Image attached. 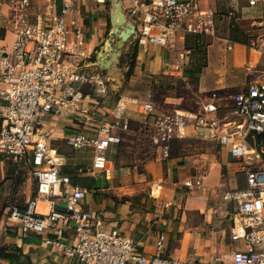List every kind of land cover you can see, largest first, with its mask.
Masks as SVG:
<instances>
[{"label": "built area", "instance_id": "built-area-1", "mask_svg": "<svg viewBox=\"0 0 264 264\" xmlns=\"http://www.w3.org/2000/svg\"><path fill=\"white\" fill-rule=\"evenodd\" d=\"M79 1L42 0L40 12L32 14L34 0H0V155L29 169L36 180L35 194L22 205L9 207L6 224L17 225L24 237L32 231L54 230L52 243L83 264H173L162 254L161 237L155 253L148 255L138 251L126 235L104 228L97 215L83 208L88 189L72 184L60 173L64 157L51 144L50 132L41 121L64 109L73 112L81 128L67 135L64 142L72 148L90 149L91 171L105 169L108 147L119 143L120 133L130 127L127 106L134 99L119 95L109 112L89 105L97 103L96 97L106 96L110 86L104 68L88 62L96 49L88 45L78 23ZM210 1L216 0H126L123 12L134 24L135 42L144 50L149 44L165 46L189 35L217 38L225 50L248 46L264 56V0H244L240 5L260 12L256 23L252 18L255 33L254 28L236 24L237 17L233 20V10H228L227 17L248 36L242 43L219 34L217 9ZM8 32L12 35L9 43ZM192 51L191 46H184L180 57L190 59ZM247 68L251 77L231 94L235 119L217 114L215 92L195 111L170 108L156 112L150 93L135 103L153 146L162 154H168L175 138L187 136L189 127H202L212 129L219 143L240 160L244 184L223 194L232 222L230 238L243 241V247L231 253V264H264V167L255 164L246 141L248 134H264V67L259 72ZM84 85L90 91H83ZM210 113L213 115L207 116ZM254 156L259 158L260 153ZM185 183L199 185L201 178ZM38 199L47 202L46 211L37 209ZM64 225L72 228V243L61 239Z\"/></svg>", "mask_w": 264, "mask_h": 264}, {"label": "crops", "instance_id": "crops-1", "mask_svg": "<svg viewBox=\"0 0 264 264\" xmlns=\"http://www.w3.org/2000/svg\"><path fill=\"white\" fill-rule=\"evenodd\" d=\"M41 3L42 0H34L30 9L32 14L40 12ZM126 3V0H107L104 3L81 0L77 4L76 16L85 40L96 49L95 53L89 55L88 62L99 64L104 68L103 71L106 69L117 76L118 80L115 84L109 82L111 91L104 97H96L97 103L90 102L89 105L97 107L101 112H109L119 95L134 99L127 106L130 123L135 120L142 125V117L139 119L135 114L141 113L139 104L135 102L143 101L147 93H150L153 102L159 91L157 88L142 91L141 87L138 88L142 81L156 80L159 76L147 79L156 74L178 78L192 76L196 79V91L201 97V103L211 100L210 95L215 92V100L219 103L217 114L235 119L231 94L244 87L251 77L248 65L255 67L253 71L256 72L263 68L261 63L264 56L248 46L236 45L234 50H225L223 44L215 41V38L211 42L205 41L210 38H204L201 40L203 56L193 53L190 59L181 58V48L188 45L192 38L189 35L184 39L177 38L165 46L149 44L144 50L135 42L134 24L123 12ZM110 23L113 30L108 31ZM234 24L230 20L229 32L225 35L231 37L230 31ZM126 29L128 36L122 39L120 31ZM8 34L11 35L9 32ZM10 41L11 39L8 43ZM130 44L133 45L132 53L135 51L132 71L127 78L124 74L126 88L114 98L116 86L122 80L120 81L117 71H114L115 65L112 62L118 60L120 51ZM112 47H117V52L110 51ZM114 53L115 57L112 59ZM212 55H215L213 61ZM210 63H214L216 68L210 70ZM179 65L181 69L176 68ZM226 68L237 69L227 73ZM107 78L109 81L108 75ZM114 87L116 88L112 89ZM233 88L235 89L231 92ZM82 89L90 91L88 85H84ZM153 103L156 106V102ZM167 109L158 110L157 107L156 112ZM212 115L210 113L207 116ZM41 121L50 132L51 144L64 157L60 173L67 175L72 184L88 189L82 199L83 208L97 215L104 228L116 229L129 237L138 251L153 255L156 242L161 237L162 254L171 258L173 264H231V253L236 248L243 247L242 240L230 238L232 222L229 205L223 198L225 191L244 184L241 162L231 156L228 146L219 143L212 129L189 127L187 136L173 140L167 155L154 146L152 156L141 162L136 159L127 160L128 151L123 147L124 132H121V141L110 144L107 149L105 169L91 171L90 149L72 148L64 142L67 135L81 128L76 115L64 109L59 114L42 117ZM234 128L232 126L231 129ZM25 169L31 174L25 176L27 182L33 175L29 169ZM197 177L201 178L199 185L185 183ZM34 194L35 190L25 200ZM59 204L62 206L61 202ZM11 205L18 204L7 206L0 218V264H83L76 256L67 255L52 243L54 230L32 231L24 237L17 225L6 224ZM46 205L45 200L38 199L39 211H46ZM233 230L236 231L237 227ZM61 239L66 243L73 242L70 225L63 226Z\"/></svg>", "mask_w": 264, "mask_h": 264}, {"label": "rangeland", "instance_id": "rangeland-1", "mask_svg": "<svg viewBox=\"0 0 264 264\" xmlns=\"http://www.w3.org/2000/svg\"><path fill=\"white\" fill-rule=\"evenodd\" d=\"M212 6H215L216 11V21L218 24V32L220 35H225L229 32V22L230 19L227 17L228 10H233L232 19L237 17V20H234L236 24L244 29H251L256 26L252 21L254 17V21L256 23V16L260 14L258 9L252 10L248 8H241L240 5L244 4V0H216L210 1ZM113 30V25L110 23V27L108 31ZM257 30L254 28L252 33H255ZM11 39V35L7 33V41ZM206 42H211V39L205 40ZM215 41H219L217 38ZM115 40L113 41V43ZM215 50L217 51L216 45H214ZM98 48H101L100 46ZM113 47L110 51L117 52L118 48ZM182 50V48H181ZM180 50V51H181ZM210 50V49H209ZM132 51L133 45H128L126 48L120 51L118 56V60H113L114 63V71H117V75L119 74L120 83L117 84V88L114 87L112 91H116L114 94V98L117 97L118 93L126 88V78H124V74L129 69V64L132 61ZM215 55H212L211 61L214 60ZM262 67H264V61L261 63ZM215 69L214 63L209 65V69ZM227 73L233 69L237 68H226ZM236 71V70H234ZM106 74L110 77L109 82L111 84H115L118 82L117 76L112 75L111 72H107L104 70ZM114 73V72H113ZM156 76V77H155ZM152 77H145L147 79H156V80H146L142 81L141 85H138V88L141 87L142 91H145L146 88H157L159 91L157 92L154 101L156 102V110L163 108H185L189 110H195L200 106L201 97H199L198 92L196 91V79L192 76H188L187 78H178L174 76H168L164 74H156ZM231 90V92L234 91ZM111 91V88H110ZM152 91V89H151ZM153 101V102H154ZM154 104V103H153ZM228 108V107H227ZM139 119H143L142 113L135 112ZM123 137V147L126 151H128L127 160L136 159L138 162L152 156L153 146L149 132L146 127L141 125L140 122L135 120L130 123V130L126 131L122 135ZM246 141L249 146V152L253 155V161L256 164L264 167V135L256 136L255 134L251 136L248 134L246 136ZM256 152L260 153V157L254 156ZM4 157V158H3ZM130 157V158H129ZM30 171V170H29ZM31 175L25 169V167L18 166L16 163L12 161L11 158L1 156L0 160V218L3 215L4 211L7 209V206L10 204H18L22 205L25 199L34 193L35 190V179L33 176L29 178V180L24 179L25 176Z\"/></svg>", "mask_w": 264, "mask_h": 264}, {"label": "trees", "instance_id": "trees-1", "mask_svg": "<svg viewBox=\"0 0 264 264\" xmlns=\"http://www.w3.org/2000/svg\"><path fill=\"white\" fill-rule=\"evenodd\" d=\"M232 27V26H231ZM233 29H231L230 31V35L232 37V39H235L236 41H240V42H247L248 40V36L239 28L238 25H233L232 27ZM241 34L242 37L239 35ZM191 40H189L188 42V45L186 46H191L193 48V51H192V54L194 53H199V55L203 56V53H204V48H203V41H201L202 39L201 38H197V37H193L191 36ZM135 57V51L132 53V58ZM133 60L131 61V63L129 64V69L126 71L125 73V77L127 78L129 76V74L131 73L132 71V67H133ZM256 136H259V135H264L263 133H255Z\"/></svg>", "mask_w": 264, "mask_h": 264}, {"label": "water", "instance_id": "water-1", "mask_svg": "<svg viewBox=\"0 0 264 264\" xmlns=\"http://www.w3.org/2000/svg\"><path fill=\"white\" fill-rule=\"evenodd\" d=\"M122 14H120V16H121ZM120 21H122V16H121V20ZM120 36L122 37V39H126V37L128 36V32H127V29L126 30H122V31H120ZM121 43V42H120ZM114 57H115V53H114V55H112V59H114Z\"/></svg>", "mask_w": 264, "mask_h": 264}, {"label": "bare ground", "instance_id": "bare-ground-1", "mask_svg": "<svg viewBox=\"0 0 264 264\" xmlns=\"http://www.w3.org/2000/svg\"><path fill=\"white\" fill-rule=\"evenodd\" d=\"M128 27H130V25H129ZM128 29H129V28H128Z\"/></svg>", "mask_w": 264, "mask_h": 264}]
</instances>
